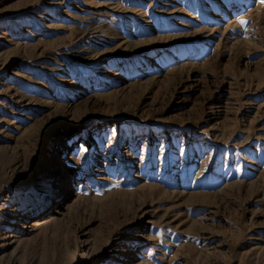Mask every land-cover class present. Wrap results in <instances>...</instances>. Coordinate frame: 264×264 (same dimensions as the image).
Masks as SVG:
<instances>
[{"label":"rangeland","instance_id":"rangeland-1","mask_svg":"<svg viewBox=\"0 0 264 264\" xmlns=\"http://www.w3.org/2000/svg\"><path fill=\"white\" fill-rule=\"evenodd\" d=\"M0 264H264V0H0Z\"/></svg>","mask_w":264,"mask_h":264}]
</instances>
